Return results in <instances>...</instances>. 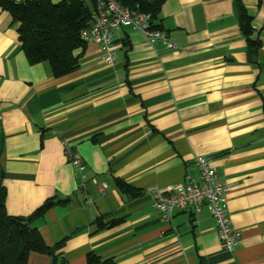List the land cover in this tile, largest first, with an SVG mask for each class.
I'll use <instances>...</instances> for the list:
<instances>
[{"label": "crops", "instance_id": "1", "mask_svg": "<svg viewBox=\"0 0 264 264\" xmlns=\"http://www.w3.org/2000/svg\"><path fill=\"white\" fill-rule=\"evenodd\" d=\"M241 1L257 51L235 0H166L156 24L176 50L125 27L114 64L90 43L60 79L49 62L31 63L0 5V200L25 218L60 202L33 226L49 247L65 242L57 260L33 253L28 264H87L92 253L118 264H264V0ZM65 141L87 165L86 191ZM198 156L229 188L242 235L233 253L207 209L166 223L153 207L156 192L197 176Z\"/></svg>", "mask_w": 264, "mask_h": 264}, {"label": "trees", "instance_id": "2", "mask_svg": "<svg viewBox=\"0 0 264 264\" xmlns=\"http://www.w3.org/2000/svg\"><path fill=\"white\" fill-rule=\"evenodd\" d=\"M90 5L80 0H27L15 3L0 0L17 27L22 49L33 64L49 62L56 78H65L80 68L81 55L87 44L81 39V32L88 28L94 11L95 0ZM125 7L151 17L153 29L161 30L159 20L166 0H119ZM239 10L240 25L251 50L257 51L258 41L254 39L253 18L247 13L241 0H235ZM117 188L131 198L142 195L128 185L118 181ZM60 202L47 201L30 217H13L7 213L4 196L0 200V264H28L33 253L52 256L63 249L65 242L49 247L40 231L33 226L36 220ZM103 228V224L99 223ZM87 264H118L113 259L103 260L96 254H89Z\"/></svg>", "mask_w": 264, "mask_h": 264}, {"label": "built area", "instance_id": "3", "mask_svg": "<svg viewBox=\"0 0 264 264\" xmlns=\"http://www.w3.org/2000/svg\"><path fill=\"white\" fill-rule=\"evenodd\" d=\"M125 27H132L143 33L151 46L162 45L170 50L177 46L168 35L153 29L151 17L125 7L119 0H95L90 26L81 32V39L86 44H96L100 47L103 59L109 63L116 62L114 38L116 33ZM66 156L81 179L79 188L86 191L88 175L87 165L79 152L65 141ZM197 176L188 177L185 182L176 184L167 191L155 194L153 207L161 214L162 220L172 223L175 213L190 210L195 214L207 209L216 221L217 231L223 247L233 253L241 241V233L234 227L230 210L226 184L219 181L217 170L210 158L198 156L195 158ZM98 184L96 179H92ZM107 185L100 186L105 192ZM88 204L93 199L85 194Z\"/></svg>", "mask_w": 264, "mask_h": 264}, {"label": "rangeland", "instance_id": "4", "mask_svg": "<svg viewBox=\"0 0 264 264\" xmlns=\"http://www.w3.org/2000/svg\"><path fill=\"white\" fill-rule=\"evenodd\" d=\"M88 4L90 5V1H88Z\"/></svg>", "mask_w": 264, "mask_h": 264}]
</instances>
